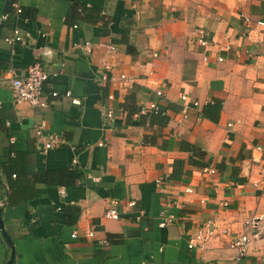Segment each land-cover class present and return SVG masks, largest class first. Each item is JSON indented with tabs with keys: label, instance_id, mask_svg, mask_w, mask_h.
I'll use <instances>...</instances> for the list:
<instances>
[{
	"label": "crops",
	"instance_id": "1",
	"mask_svg": "<svg viewBox=\"0 0 264 264\" xmlns=\"http://www.w3.org/2000/svg\"><path fill=\"white\" fill-rule=\"evenodd\" d=\"M3 3L0 77L34 64L48 77L45 107L0 85V157L10 145L27 178L75 171L70 184L35 182L33 195L15 203L0 171L10 264H263L264 235L238 260L225 237L187 244L208 218L232 234L248 218L264 219V190L251 184L264 165V25L256 23L264 22V0H11L5 17ZM13 28L21 40L7 43ZM105 61L111 76L124 72L133 84L101 81ZM151 102L164 124L136 113ZM214 103L215 121L202 114ZM46 134L57 141L44 150ZM9 254L0 232V264Z\"/></svg>",
	"mask_w": 264,
	"mask_h": 264
},
{
	"label": "built area",
	"instance_id": "2",
	"mask_svg": "<svg viewBox=\"0 0 264 264\" xmlns=\"http://www.w3.org/2000/svg\"><path fill=\"white\" fill-rule=\"evenodd\" d=\"M11 6V2H10ZM14 12L19 13L20 8L14 5ZM10 9V7H9ZM5 17V16H3ZM245 26H248L249 20L247 18L244 19ZM258 25L263 26V21H256ZM198 33H203L202 30H198ZM21 40V35L18 32L17 28L12 29V35L5 38L7 43L16 42ZM194 41L201 45H207L208 41L199 36L198 38H194ZM88 43L85 42V45ZM108 51L112 52L114 50L113 45L108 46ZM218 61L221 60L220 57L217 58ZM112 64L108 61H105L101 65L100 76L99 79L104 81L106 79L113 80L117 79L122 88L129 87L135 81L132 76L125 74L124 72H116L115 76H111ZM48 74L40 68L37 64L31 65L27 68L26 73L19 76H11V77H0V85H7L10 87L14 99L17 101H25L30 105L45 107V98L42 91V85L44 81L47 79ZM157 97L161 96V91L159 89L154 91ZM58 93L56 91H51V96H56ZM63 97L68 98L71 104H78L79 100L71 96L68 90L63 92ZM107 99H112V95L108 94ZM181 101L185 100V96H180ZM195 104V103H193ZM186 106L183 105L180 109L182 117L186 115ZM138 115L144 114H164V111L160 110L155 103L151 102L146 105H141L138 107L137 112ZM112 112L110 110L106 111L104 115L106 117H110ZM43 124L38 123L37 126L33 128V134L37 137L42 135ZM46 141L43 144V149L49 148L54 142L57 141V137L52 134L45 135ZM254 150L262 151L260 146H255ZM207 171L209 173H213L214 170L208 168ZM256 178L251 180V184L253 187H257L261 190H264V165L261 166L260 170L256 174ZM12 177L14 174L11 175ZM223 206H226V202H222ZM106 215L109 217H115V213L113 210H109L106 212ZM243 230L240 233L232 234L229 230V227L222 226L216 218H208L200 222V224L194 229V233L192 238L189 239L187 246L190 247H201L203 244L211 238L215 237H225L227 240V246L229 249H233L236 252L235 260H238L241 256H243L248 248L249 243L252 239H259L264 235V219H255L248 218L243 221ZM92 232H88L87 236H91ZM74 236V233H72ZM264 264V263H263Z\"/></svg>",
	"mask_w": 264,
	"mask_h": 264
},
{
	"label": "trees",
	"instance_id": "3",
	"mask_svg": "<svg viewBox=\"0 0 264 264\" xmlns=\"http://www.w3.org/2000/svg\"><path fill=\"white\" fill-rule=\"evenodd\" d=\"M9 12V11H8ZM8 14V13H7ZM120 43L126 46L128 52L133 49L128 44L126 38H121ZM220 105L214 103L212 105H206L202 108V114L213 121L216 120L218 115ZM140 116H149L151 123H156L158 125L164 124L166 122L165 115L161 114H144ZM190 151L192 154H196L197 150L194 146H190ZM13 150L10 145L6 146L1 153L0 157V171L5 177V184L8 192V201L10 203H15L17 201H27L33 195V184L35 182H45L56 185H68L75 178V171L68 169L46 171L39 174H31L30 178L26 176V168L24 166L25 161H23L21 156L17 153L12 155ZM12 155V156H11ZM11 173L14 177H11Z\"/></svg>",
	"mask_w": 264,
	"mask_h": 264
},
{
	"label": "water",
	"instance_id": "4",
	"mask_svg": "<svg viewBox=\"0 0 264 264\" xmlns=\"http://www.w3.org/2000/svg\"><path fill=\"white\" fill-rule=\"evenodd\" d=\"M10 2H11V0H4L3 6H2V11H1L2 16L7 15L8 11H9V7H10ZM0 23H1V21H0ZM0 232H1V235L4 239V241L6 242V244L8 245V247L10 249L9 258L7 261V264H10L12 261V258H13V248H12V244L10 242L9 236L6 234V232L2 228L1 219H0Z\"/></svg>",
	"mask_w": 264,
	"mask_h": 264
}]
</instances>
